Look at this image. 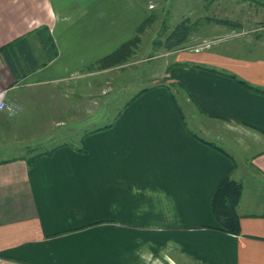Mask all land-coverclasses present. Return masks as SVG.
<instances>
[{"label":"crops","instance_id":"0c3cea01","mask_svg":"<svg viewBox=\"0 0 264 264\" xmlns=\"http://www.w3.org/2000/svg\"><path fill=\"white\" fill-rule=\"evenodd\" d=\"M108 2L0 0L6 101L124 68L97 66L136 38L133 3ZM231 46L168 52L162 84L146 75L140 88L132 73L126 99L83 128L78 148L0 149L4 264H264V95L237 83L264 91V58ZM19 120L0 112L6 145ZM228 174L242 186L238 235L210 208Z\"/></svg>","mask_w":264,"mask_h":264},{"label":"rangeland","instance_id":"374dc122","mask_svg":"<svg viewBox=\"0 0 264 264\" xmlns=\"http://www.w3.org/2000/svg\"><path fill=\"white\" fill-rule=\"evenodd\" d=\"M107 2L110 4V0ZM131 2L135 6L133 20L138 21L135 33L138 42L132 56L123 64L124 68L115 74L108 72L89 79H76L69 83L70 88L73 87L71 90L65 85L56 89H38L34 95L31 89L21 91L16 100L22 105L7 101L13 110L12 115L3 112L8 118L19 117V133L10 139L11 145H6L5 133H2L0 149L8 150V155H15L26 153V150H42L61 141L78 148L77 135L82 134L83 128L92 129L95 124L105 123V115L113 114L120 107L119 103L126 99L121 86L132 73H138L140 88L144 86L146 75H155L156 84L166 80L162 73L168 52L161 43L183 18L188 17L191 21L205 17L227 19L240 23L242 27L237 32L214 24L203 25L191 36L184 49L225 50L233 45L232 52L236 55L264 58V0H124L123 11L128 10L127 5ZM83 82L90 85L89 89L82 86ZM72 91L73 96L69 95ZM176 100L183 108L181 98L176 97ZM184 115L186 117L185 111ZM51 118L54 122L50 121ZM55 120H59V124Z\"/></svg>","mask_w":264,"mask_h":264},{"label":"trees","instance_id":"16d2710c","mask_svg":"<svg viewBox=\"0 0 264 264\" xmlns=\"http://www.w3.org/2000/svg\"><path fill=\"white\" fill-rule=\"evenodd\" d=\"M214 24L222 26L233 31H241V24L227 19H216L205 17L196 21H191L186 17L167 35L161 43L166 52L182 50L186 47L191 36L203 25ZM138 38H134L123 43L111 54L101 58L97 62L100 68H110L125 64L133 54V49L137 46ZM94 67L92 66L90 70ZM237 83L246 90L264 95V91H260L249 84L237 80ZM46 154V153H45ZM49 154V153H48ZM32 164V160L30 161ZM242 194V186L240 183L232 180L226 175L217 186L210 203L212 215L219 225V230L231 234L238 235L240 233L239 216L236 208Z\"/></svg>","mask_w":264,"mask_h":264},{"label":"built area","instance_id":"2783aa9c","mask_svg":"<svg viewBox=\"0 0 264 264\" xmlns=\"http://www.w3.org/2000/svg\"><path fill=\"white\" fill-rule=\"evenodd\" d=\"M6 93L0 92V112H6L9 115H12L13 110L6 101ZM0 264H4V260L0 257Z\"/></svg>","mask_w":264,"mask_h":264}]
</instances>
